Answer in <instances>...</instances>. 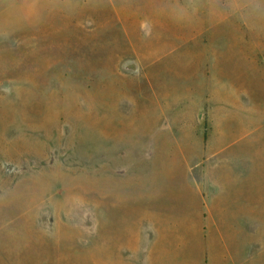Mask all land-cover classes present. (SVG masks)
<instances>
[{
	"label": "rangeland",
	"instance_id": "obj_1",
	"mask_svg": "<svg viewBox=\"0 0 264 264\" xmlns=\"http://www.w3.org/2000/svg\"><path fill=\"white\" fill-rule=\"evenodd\" d=\"M232 8L0 0V264H264V14Z\"/></svg>",
	"mask_w": 264,
	"mask_h": 264
},
{
	"label": "crops",
	"instance_id": "obj_2",
	"mask_svg": "<svg viewBox=\"0 0 264 264\" xmlns=\"http://www.w3.org/2000/svg\"><path fill=\"white\" fill-rule=\"evenodd\" d=\"M224 3L228 6H237V9H231V14H264V5H262L260 0H223ZM233 19H245V17L241 16H233ZM255 19H262L263 17L258 16L254 17Z\"/></svg>",
	"mask_w": 264,
	"mask_h": 264
}]
</instances>
